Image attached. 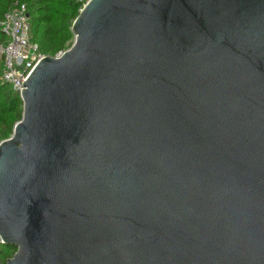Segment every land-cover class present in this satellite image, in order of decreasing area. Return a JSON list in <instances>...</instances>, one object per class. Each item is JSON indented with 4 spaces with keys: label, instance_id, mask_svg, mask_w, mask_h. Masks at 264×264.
<instances>
[{
    "label": "water",
    "instance_id": "obj_1",
    "mask_svg": "<svg viewBox=\"0 0 264 264\" xmlns=\"http://www.w3.org/2000/svg\"><path fill=\"white\" fill-rule=\"evenodd\" d=\"M0 142L5 264H264V0H88Z\"/></svg>",
    "mask_w": 264,
    "mask_h": 264
},
{
    "label": "trees",
    "instance_id": "obj_2",
    "mask_svg": "<svg viewBox=\"0 0 264 264\" xmlns=\"http://www.w3.org/2000/svg\"><path fill=\"white\" fill-rule=\"evenodd\" d=\"M16 1L26 6L31 40L38 45L40 53L54 57L72 45V23L87 0H0V18ZM4 40L0 33V43ZM22 110L19 94L9 85L0 84V142L12 135L14 125L21 120ZM15 251L13 246L2 245L0 264H5Z\"/></svg>",
    "mask_w": 264,
    "mask_h": 264
},
{
    "label": "built area",
    "instance_id": "obj_3",
    "mask_svg": "<svg viewBox=\"0 0 264 264\" xmlns=\"http://www.w3.org/2000/svg\"><path fill=\"white\" fill-rule=\"evenodd\" d=\"M0 33L5 38L0 43V84L9 85L20 96L23 89L20 87L45 57L31 40L29 16L24 4L16 1L0 18ZM2 245L0 240V248Z\"/></svg>",
    "mask_w": 264,
    "mask_h": 264
}]
</instances>
